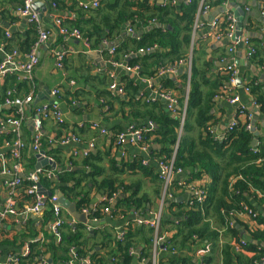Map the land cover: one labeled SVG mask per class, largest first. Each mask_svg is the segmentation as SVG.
<instances>
[{
  "label": "trees",
  "instance_id": "1",
  "mask_svg": "<svg viewBox=\"0 0 264 264\" xmlns=\"http://www.w3.org/2000/svg\"><path fill=\"white\" fill-rule=\"evenodd\" d=\"M200 2L201 0H191L174 4L171 0H167L166 4L151 6L146 2L139 3L134 0H99V5L94 10L91 8L81 10V18H88L79 20L70 28H66L78 30L81 39H87L94 48L100 47L103 41H118L121 38V32L127 26H131L133 31L144 29L140 40L128 36L119 41L113 55L105 53V58L108 61L127 62L132 68L139 67V72L144 78H155L160 69L166 66L176 67L179 65L178 63L191 61L189 73L181 77L183 80L180 88L181 94L183 95V88L187 84L190 91L183 122L185 134L180 137L179 129L182 116L177 109L174 117L166 113L159 100L137 98L138 89L129 81L123 87L126 99L115 96L111 92L112 90L108 89L113 84V80L107 77H94L89 81H91V85L95 86L99 98L104 100L102 106H110L108 112L113 117H121L123 120L135 124L145 121V126L135 127V129L142 131V143L161 146V149L156 152V157L167 162L173 160L176 170L190 171L194 178L208 177L210 182L202 188L206 194L204 200L199 201L193 197L188 204L166 200L157 231L150 225H139L135 221H129L128 224H122L121 229L125 231V234L121 239H118L119 228L111 224L100 225L92 222L93 219L103 221L106 218L105 209L112 207V203L110 204L107 200L114 196L118 200L111 212L113 221L121 222L131 213H136L145 219L156 211L157 200L161 199L165 187H163L160 177L155 175L152 167L148 165L124 163L122 170L112 168L104 175V169L99 167L103 158L102 153L96 155L89 153L83 159H75L67 158L59 149H53L52 145L59 144L63 139L62 136L66 135L63 132L66 131L68 122L64 118V123L58 125L59 136L56 139L51 140L41 134L40 151L51 158L57 168L63 169L71 166L90 169V171L86 175L76 178L78 174L76 171L59 172L53 170V167L49 165L39 175V185L48 194H51V196L47 195L48 199L56 197V193L61 192L69 203L75 204L77 214L82 215L84 210H89L88 219L91 220L89 224H93L97 228L94 229L92 235L91 231H88V222L78 220L74 224H69L70 216L61 212L59 218L63 224L59 230V244L56 245L53 241L47 240L51 238L47 235L45 240L40 239L29 244V255H11L17 258V262L9 264H41V260L46 254L51 255L52 262L60 261L62 255L68 256L62 261L69 262L72 252H75L74 260L78 261L87 256L91 243H94L95 247L101 248L97 264H130L133 259L130 254L132 249L138 251L141 259H149L152 254L151 244L155 237H166L170 233L173 234V237H167L166 244L165 242L162 244H165L168 251L176 253H164L166 255L162 258L161 264H193V254L196 250L205 246L207 248L210 246L211 249L215 248L220 238V230L221 232L224 230L223 240L228 239V243L223 244L220 264H264V248L253 244L256 241L264 242V230H251L247 224H241V229H238L237 226L230 227L232 217L244 212L245 206L254 211L255 207L250 204L249 200L255 192L261 191L264 194V138H259L257 148H252V142L258 137L254 131H247L245 124L242 123L232 130H227L222 139H218L214 135L215 122L212 110L218 99L226 95L221 87L229 83L231 73L226 71L212 73L213 66L207 61L203 50L204 36L198 42L193 43L194 26L200 9L206 4L204 1L201 7ZM215 2L216 4L208 3V6L219 7L223 4V0ZM57 5L60 7V4ZM228 13L230 14L229 11ZM229 14H224L219 19L218 29L221 36H225L232 25L228 19ZM150 26L151 29H147ZM38 33V27L33 24L29 36L33 34L34 39H28L23 43L19 36L6 39L0 31V45L2 44L8 54L15 50L30 53L31 48L38 41ZM250 41L256 49V54L251 57L250 61L264 67V49L255 45L252 39ZM198 45L200 46L198 47ZM131 55L136 57L130 59ZM225 57L227 58V55ZM128 58L129 60L126 61ZM69 79L71 80V78ZM74 79L77 80V78ZM32 83L31 79L21 78L17 74L7 75L3 78V83H0V107H2L0 114L4 118V123H0V146L8 143L12 147L19 139L17 130L5 133L1 129L12 120L6 119L5 114L15 120L21 116L15 111L16 107L10 106L11 110L6 111V103L16 99L24 100L34 94ZM166 86L176 90L171 82ZM243 87L250 90L251 103L256 102L261 114L264 115V89L262 86L253 82L243 83ZM235 89L232 90L234 94L238 91ZM75 95L66 94L65 99H67L68 105H70L68 99ZM183 99H180L181 105L184 104ZM37 109H33L30 115L33 114L34 117ZM53 121L54 119L51 117L43 118L42 128L44 129L48 122ZM146 121L156 125L157 129H151ZM87 126H85L87 131L82 130L79 135L74 133V136L80 141L84 135L90 136L92 133ZM33 139L34 137L22 148H18L19 157L18 159L14 158L17 165H21L29 173L34 171L36 165V156L31 151ZM176 148L177 152L173 157ZM48 173H52L56 177L48 176ZM129 173L135 176L142 175V177L133 181L121 179L123 175ZM72 182L74 184L69 186ZM146 185H151V187L145 190ZM175 185L173 182L166 193H174ZM32 186L33 182L26 178L21 179L20 186L16 188L18 192L14 195L18 204L25 202L24 204L29 206L34 205L36 196L30 193ZM93 190L104 192L106 200L91 209ZM16 210L18 213V208ZM19 210L22 212L24 209L19 206ZM43 210L44 223L53 215L52 205L48 202ZM118 217L123 218L118 219ZM236 219L237 217L235 220L233 218L234 221H238ZM4 228H0V251L3 246L8 245H16L21 248L25 244L26 238L35 239L39 234L26 227L24 230L27 232L24 235L17 232L16 236L8 238L10 233ZM233 241L236 243L246 242L245 249L254 252L253 256L236 252L232 245ZM98 253L95 252L93 256H98ZM1 255H3L2 251ZM204 260L206 264L211 261L207 258Z\"/></svg>",
  "mask_w": 264,
  "mask_h": 264
},
{
  "label": "crops",
  "instance_id": "2",
  "mask_svg": "<svg viewBox=\"0 0 264 264\" xmlns=\"http://www.w3.org/2000/svg\"><path fill=\"white\" fill-rule=\"evenodd\" d=\"M89 1L91 0H34V12H36L40 18V22L36 24V26L38 27L39 32L48 31L50 33V36L48 40L41 43L35 49L36 56L39 59V64L35 68L31 77V81L33 82L32 92L34 94H31L29 96L33 97L32 104L25 105L21 109H18L17 107L15 108V111L21 114L20 118L17 119V122H19V126L14 127L13 125L11 126V124L7 126L4 125L1 129L5 133L11 130H17L19 139L15 142V144L19 143L23 146L24 144L30 142L36 133L33 114L30 115L31 111L35 108H40L45 105L50 106L56 104L58 105L63 118H65L66 122H68V127L66 128V131L63 132V134L66 133V135L62 134V138H70L75 140H71L66 145L53 144V149H59L67 158L71 157L75 159H83L88 156L89 153H93L94 155H96L97 153H102L103 158L101 163L99 164V167L104 169V175H106V172H109L112 168L122 170L124 168L122 164L130 163L137 165L141 164L142 166L148 165L152 167L155 175H158L160 177L159 162L163 160L156 157V152L161 149V146L159 144L139 143L135 137L129 135L132 130L140 131L143 135L142 131L135 129V127L142 128V126H145V121H140L139 123L135 124L130 121H125L121 117H113V115L108 112V110H110V106H102L104 100H101L99 98L100 96L95 90V86L90 84L91 81H89V79L94 77H107L113 80V84H111L108 89L110 91L112 90L111 92L115 94V96H119L121 99L127 98L125 92H123V87L125 83L129 81L138 89L136 94L137 98L145 97L151 99L152 101L159 100L165 108L166 113L175 117L174 113L171 111L169 100L167 98L165 99L161 95L165 94L167 96L168 94L172 99L177 100V106L175 108L178 110V113L181 114V116H183V114L185 113L186 116L190 87L187 84L183 88V95L181 94L180 88L182 87L183 83L181 77L189 73V63L191 61L187 60L186 62L184 61V63H178L179 65H177L176 67L166 66L160 69V72L155 78H144L139 72V67L132 68L128 65L127 62L115 63L112 61H108L105 58V53H107L108 55H113L115 53L116 46L121 39L130 36L135 38L136 40H140L141 35L145 31L144 29L140 31H133L131 26H127L123 30V32H121V38L118 41H103V44L98 48L92 47L93 44H91L87 39L62 37V35L58 31V27L55 25L56 21L60 20L63 26L70 28V26L79 22V20L82 21L85 18H88H81V10L85 9L82 7V4ZM134 1L139 3L146 2L151 6L163 5L167 2V0ZM171 1L174 4L182 3L180 2V0ZM215 1L216 0H205L206 4L204 5V7H207V13L203 14L200 18V26L199 28L195 29L193 43L198 42L201 37L207 34V38L203 39L205 41L203 43V50L206 54L207 61H209V63H211L213 66V74H217L222 71L225 72V70L230 65L228 61L233 59L237 65V72L240 77V80H238L239 82H256L264 89V67L253 64L250 61L251 57L248 55V52H246L245 48H239L240 43H242L244 46V40L247 39H244V36H246L247 34H254L257 36V38L251 39L253 40L255 45L264 49V0H228L227 5L225 4L224 6L222 4L219 7L208 6L209 4H216ZM57 4H60V7ZM22 6V0H0V31L4 34L6 39L13 36H19V39L23 43H25L28 39H34L33 34L29 36L33 23L28 17L25 18L20 14ZM92 9L94 10V8H91V10ZM238 9L243 10L245 15L243 16L242 29L237 30L238 23L234 12ZM228 11L235 18L236 30L240 31V35H238L237 38L238 50L233 55V57H231L230 53H228L230 47H232V44L226 37L220 40H217L213 37H208V34L211 32L210 28L212 24L215 22H219V19L222 15L229 14ZM149 28L151 29V26L147 29ZM217 31L219 34H221L219 29H217ZM139 33H141V35H139ZM37 35L39 38V33ZM248 39L250 40V38ZM116 42L117 44L114 45ZM111 44H113L112 47L110 46ZM199 46L200 45H198V47ZM112 49L115 50L114 53H111ZM242 51L245 52V55L243 56ZM13 52H15L16 54L15 61L17 63H24L27 60L26 56L29 53H22L19 52V50H15ZM59 53H64L65 55V59L63 61L64 66L62 65V67L57 66L56 55ZM7 54L8 53L5 52L4 47L1 44V63L4 62L10 55ZM135 55H131L129 58ZM226 55L227 58L225 57ZM129 58L126 59V61L129 60ZM241 60L245 62L244 65L240 64ZM131 74H133L134 78L131 77ZM20 76L21 78H26L24 75L20 74ZM69 78H71V80ZM74 78H77V80ZM81 78H83L82 81ZM169 82H171L175 86L176 90L167 88L166 85ZM0 83H3V78H1ZM229 85L230 82L221 87L224 92L229 87ZM56 90L57 93H55ZM235 90H238L236 94L233 93V90L218 99L216 105L214 106V109L212 110L213 119L215 122V125L213 126L214 135L218 139H221V137L224 136L227 130H232L230 128L232 122L238 120L239 123L252 125L256 137H258L256 138L257 145H252V148H257V146L259 145L258 139L261 137L264 138V115L261 114L259 109L252 107L251 93H246L243 87L240 88L238 86ZM66 94L70 96L76 94L75 97H70L68 99V101H70V105L66 103ZM232 95L238 96L240 98V102L238 104L230 103L229 98H231ZM181 98H184L183 105H181L180 103ZM11 107L7 105L5 107L7 109L6 111H10ZM240 107H244V109L246 110V114L244 116L237 115ZM1 110L2 107H0V113ZM256 111L259 112L261 119H255ZM9 116L10 115L5 114L6 119L10 118V120H15L14 118H11ZM249 116H251V120H248ZM3 119L4 118L1 117L0 114V123H4ZM58 125L59 124L55 121L48 122L44 129L42 128L41 134L50 138L51 140L56 139L57 136H59V133H57L59 131ZM85 126H87L89 131H91L92 133L90 136L84 135L83 138L85 139L82 138L80 141L74 136V133L79 135L81 134L82 130L87 131V128H85ZM148 126H150L151 129H157V127H155V125L151 122H148ZM183 127L184 123L182 128L180 127L179 129V137L185 134ZM123 136L124 138H122ZM87 141L90 142L87 143ZM17 149L18 148L15 146L6 147V144L0 146V213L7 210L9 199H12L14 201V206L12 207L14 214L8 215L6 221L3 222V227H5L4 229L10 233L8 238H13L14 236H16L17 232H20L22 233V235H24V233L27 232L26 230H24L26 227H28V229L31 228L35 230L39 234L35 239L26 238L24 241L25 244L21 248L16 245L3 246L1 248L3 255L0 256V264L5 263L8 260V257L11 255L24 256L30 243H34L35 241H39L40 239L45 240L47 238V235L51 237L47 240L53 241L56 245H58L60 241V239H57V237H55L52 232V227L56 222V218L52 215L48 221L43 223L44 210H42L39 215L28 213V209L32 208L36 202L32 206L24 204L25 202L18 204V200L14 196L15 193L18 192L16 191L17 187L11 188L8 186L9 183L15 179L13 174L8 175L6 173L13 172L15 165L17 166L16 160L13 157L14 153L18 151ZM31 151L36 156L37 165L38 162L41 161V159L33 150V147H31ZM176 152L177 151L173 152V156L176 155ZM36 165L33 172L39 169L36 167ZM47 166H49V164L44 163L41 165L40 169L43 170ZM19 167L21 169V172L18 171L15 176L19 179H24L27 177V175L33 173L26 172L21 165H19ZM68 167L73 168L71 166H67L65 168ZM57 169V166L56 168H53V170ZM74 169L75 170L71 172L76 171V173H78L76 178L82 175H86L90 171V169H82L77 167ZM130 174L131 173H129L128 175H123L121 179L125 181H133L142 177V175L135 176ZM174 182L176 184L173 188L174 193L170 192L167 194L165 190L163 191L161 199H163L164 196H167L168 201L174 200V202H176L178 198H182L183 201L180 204H188L195 196L196 192L198 190H203L202 188H204V186L208 184L210 180L207 176H203V178L201 179L194 178L190 171L182 170L181 173L176 175ZM73 184L74 183L72 182L69 186ZM149 187H151V185H146L145 190ZM92 192L93 195L90 206L91 209H94L99 205L100 202L104 201L106 198L104 192L94 190ZM57 193L56 196L59 197ZM115 197L116 196H114L110 200H107L110 204L112 203V207L109 214H105L106 218L104 220L106 221V223H100L102 221H98L96 219H93L92 222H96V224L100 225L111 224L120 229L122 228V224H128L129 221L139 222L151 220L154 217V214H156L152 212L144 219L136 213H131L121 222L113 221L111 212L112 208L116 206L118 201L116 200L117 197ZM161 199L157 200V207L155 208V210L158 212L161 209ZM262 200H264V194H262L261 191L255 192L249 200L250 204L255 207V212L252 210L253 213L257 214L258 217L252 218L248 214H244V212H241L232 217L230 224H233L234 227L237 226L238 229H241V224H247L249 226V229L251 230H264V201ZM19 206L24 209L22 212L19 210ZM16 208H18V213ZM62 213H66L70 216V220H68V223L73 222L74 224L78 221V219H76L72 215L67 207L62 206ZM89 214V210H84L82 215L78 214L83 218V220L80 219V221L88 222L89 224V221H91L90 219H88ZM236 217V220L238 221H234ZM119 218L123 217H118V219ZM96 228L93 224L88 225V231H91L90 234H92V232L94 233V229ZM223 235L224 230H222V232L220 230V238L217 241L215 248L211 249L210 246L208 248L205 246L204 248L196 250L193 254V264H206L204 258L211 260L207 264H220L223 244L228 243V239L225 238L223 240ZM167 237H173V234L170 233L166 237H164V240L159 243L158 246L156 244L155 237L153 244H151L152 254L149 259H141L138 251H134V249H132L130 251V254L133 256V259L130 264H145V262L148 260V264H161L162 258L166 255L164 253H176L175 251H168L167 247L164 246L166 244ZM164 242L165 244H162ZM234 242L235 241L232 242V245L234 244ZM256 242H253V244L256 245ZM257 243L264 244V242ZM259 247L264 248L261 245H259ZM89 250L90 251L87 256L84 259H80L78 261L74 260L75 252H72L69 256L71 258L69 262L62 261L68 258V256L64 255L60 257V261L52 262V259L50 257L51 255L46 254L42 258L41 264H97L99 256L101 255V248L95 247L94 243H91ZM95 252H99L98 256H93ZM102 254H104V252H102ZM244 254L250 257L253 256V254L247 252H245ZM109 262H111L110 258Z\"/></svg>",
  "mask_w": 264,
  "mask_h": 264
},
{
  "label": "built area",
  "instance_id": "3",
  "mask_svg": "<svg viewBox=\"0 0 264 264\" xmlns=\"http://www.w3.org/2000/svg\"><path fill=\"white\" fill-rule=\"evenodd\" d=\"M204 1L205 0H201V2H200L201 7L203 6ZM187 2H190V1L187 0ZM22 3H23V6L20 10V14L25 18L28 17L33 24H35V25L38 24L40 22V18L38 16V14L36 12H34V9H33L34 0H22ZM227 3H228V0H223L222 5L223 6L225 4L227 5ZM98 5H99V3L97 0L96 1L91 0L89 2H84L82 4V7L85 9H88V8H94L95 9L98 7ZM206 13H207V7L203 6L199 11V16H198L196 23H195V26H194L195 29L199 28L200 18L203 14H206ZM228 19L231 21L232 25L230 26L229 32L225 36H221V34L218 33L217 29H218L219 22H215L212 24V26L210 28L211 32L208 34V37H213L217 40H220V39L226 37L230 41V43L232 44V47H230L228 53H230L231 57H233V55L238 50V48H237L238 41L234 40L235 31H236L235 18L232 14H229ZM55 25L58 27L59 33L64 38H79V39L81 38L80 32L78 30H68V28H66L65 26L62 25V22L60 20H57ZM49 36H50V33L48 31H40L39 32L38 41L36 42L35 46L32 48L31 52L26 56L27 60L24 63H17L15 61V56H16L15 52L11 53L7 57V59L0 64V79L6 77L7 75H14V74H17V75L21 74V75H24L26 78L31 79L35 68L39 64V59L36 56V50L35 49L41 43L48 40ZM204 37L207 38V34ZM250 42L251 41L249 39L244 40V46L243 47L245 48L246 52H248V55L250 57H252L254 54H256V49L254 48L253 44H251ZM114 51L115 50L112 49L111 53H114ZM64 57H65L64 53H59L56 55V61H57L58 67H62L63 61L65 59ZM228 62L230 63V65L228 66V68L225 71L231 73V78L229 81L230 85L224 92L226 94L230 93L234 88H236L237 87V81L240 80V77H239L238 72H237L236 63L234 62L233 59L229 60ZM189 64L191 67V62ZM190 67H189V69H190ZM136 69H138V68H136ZM242 85H243V83H242ZM244 90L246 93H250V90L248 88H244ZM55 93H57V90L55 91ZM161 95L165 99L167 98L169 100L171 111L175 114V112H176L175 107L177 106V100L172 99L168 94H167V96L165 94H161ZM229 101L231 104H238L240 102V98L238 96H234V97L229 98ZM32 102H33V97L28 96L24 100L16 99L12 102H7L6 105L15 106V107H18V109H21L25 105H31ZM251 105H252V107L259 109L258 108L259 106L256 104V102H252ZM245 112H246V110L244 109V107H240V109L238 111L239 114L237 113V115L238 116H244L246 114ZM47 117L53 118L54 121L58 124L64 123V118H63L61 111L59 110L58 105H56V104H53L50 106L45 105V106L38 108L37 113L33 117V121L35 124V132H36L34 135V139H33V150L41 158L47 159V160L54 163V161L51 158H49L48 156L43 154L42 151H40L39 140H40L41 133H42L41 130H42L43 118H47ZM184 117H185V113L182 116L181 128L183 126ZM248 120H251V116H249ZM10 124H11V126L13 125L14 127L19 126V122H17V120H11L8 125H10ZM238 124H239L238 120H235L234 122H232L230 128L233 129V127H236ZM245 129L249 132L254 131L251 124H245ZM129 135L135 137L139 143L143 142V137H142V134L140 131L132 130V132ZM122 138H124V136ZM222 138H223V136L221 137V139ZM71 140H75V139L65 138V139H62L59 142V144L66 145ZM14 146L17 148H22V145H20L19 143H16ZM91 146H93V145H91ZM6 147H10L8 143L6 144ZM175 151H177V148L175 149ZM13 157L15 159H18V157H19L18 152L14 153ZM159 167H160V179L164 184L165 190H167L169 188V186H171L173 184L176 175L181 173L182 170H176L173 166V161H171L170 163L167 161H160ZM18 171L21 172L19 165L15 166L13 172H7L6 173L8 175L13 174V176L15 178L8 185L11 188L18 187L21 184V179L15 177ZM41 173H42V170L38 169L26 177L27 180H29L30 182H33V186L30 189V193L35 194V196H36V203L32 208L28 209V213L39 215L42 212V210L44 209V207L46 206V204L49 202L52 205L53 216L56 218V222H55L54 226L52 227V232L55 235V237H57V239H60L59 230H60V227L63 224V222L60 220L59 216H60V213L62 212V206L59 204V199L57 196L56 197L54 196V197L48 199L46 195H43L39 192V186H40L39 185V175ZM47 175L56 177L55 175H52V173H48ZM205 195L206 194L203 190H198L194 197L196 199H198L199 201H202V200H204ZM13 206H14V201L12 199H9L7 210L0 213V228L3 227V222L6 221L8 215L14 214V211L12 209ZM109 211H110L109 208L105 209V212L109 213ZM244 214H248L252 218L257 217V214L253 213V211L250 210L246 206L244 207ZM161 216H162V206H161L160 211L158 213L154 214V217L151 220L139 221L137 223L139 225H143V224L150 225L151 227L155 228V230L157 231L159 228L160 222H161L160 221ZM69 224H73V222H71ZM230 227H234V225L230 224ZM121 236H122V233H120L119 238H121ZM163 240H164L163 236L162 237H156L157 246ZM233 247H234L236 252H242V253L247 252L250 254H254V252H250L248 249H245L246 242H244V241H240V243L234 242ZM27 255H29V246H28L24 256H27ZM11 262H17V258L14 256H9L8 260L2 264H9Z\"/></svg>",
  "mask_w": 264,
  "mask_h": 264
},
{
  "label": "water",
  "instance_id": "4",
  "mask_svg": "<svg viewBox=\"0 0 264 264\" xmlns=\"http://www.w3.org/2000/svg\"><path fill=\"white\" fill-rule=\"evenodd\" d=\"M184 1H187V0H180V2H184ZM230 10H231V8H230ZM235 17H236V20H237V23H238V26H237V30L238 29H242V26H243V23H242V21H243V16L245 15V13H244V11L243 10H241V9H238V10H236L235 12ZM216 15V14H215ZM235 31V36H234V40H237V38H238V35H240V31ZM137 35V34H136ZM139 35H141V33H139ZM244 39H248V38H252V39H254V38H257V36L256 35H254V34H247L246 36H244L243 37ZM244 39H242V40H244ZM117 44V42L114 44V45H116ZM111 47L113 46V44H111L110 45ZM239 48L240 49H243V44L242 43H240V45H239ZM245 52H243L242 51V56L243 55H245L244 54ZM135 56H132L130 59H133ZM240 64H242V65H244L245 64V62L243 61V60H241L240 61ZM225 65V64H224ZM131 77L132 78H134V76H133V74H131ZM237 86L238 87H240V88H242L243 86H242V83L241 82H237ZM18 108V107H17ZM255 119L257 120V119H261V116H260V114H259V112H255ZM155 127H157L156 125H155ZM253 146H256L257 145V140H255L254 142H253V144H252ZM44 154V153H43ZM40 159H41V161L40 162H38V164L36 165V167L37 168H41V165L42 164H49V165H51L53 168H56V164L55 163H53V162H51V161H49V160H47V159H42L40 156H38ZM59 172H62L63 170H65V171H74L75 169L74 168H70V167H68V168H63V169H61V168H58L57 169ZM39 192L41 193V194H43V195H49V196H51V194H47V192H45V190L41 187V185L39 186ZM57 195L59 196L58 197V199H59V204L61 205V206H64V207H67L68 208V210L72 213V215L76 218V219H78V220H83V218L81 217V216H79L76 212H75V205L74 204H71V203H69L67 200H66V198L62 195V193L61 192H58L57 193ZM183 200H182V198H178L177 199V201L176 202H178V203H181ZM100 223H106V221L104 220V221H102V222H100ZM92 235H93V232H92ZM256 245H261V246H263L264 247V244H258L257 242L255 243ZM149 263V260L148 261H146L145 262V264H148Z\"/></svg>",
  "mask_w": 264,
  "mask_h": 264
},
{
  "label": "rangeland",
  "instance_id": "5",
  "mask_svg": "<svg viewBox=\"0 0 264 264\" xmlns=\"http://www.w3.org/2000/svg\"><path fill=\"white\" fill-rule=\"evenodd\" d=\"M63 37V36H62ZM81 39V38H80ZM167 196H164L163 197V199H161L160 200V203H161V206H162V210L164 209V205H165V202H166V200H167ZM110 210V209H109ZM110 212V211H109ZM158 211H155L154 213H157ZM105 214H109V213H107V212H105ZM120 233H122V236L125 234V231L124 230H122L121 228H120V231L118 232V235H117V238L118 239H121L122 238V236H121V238H119V235H120ZM249 250V249H248ZM249 251H251V250H249Z\"/></svg>",
  "mask_w": 264,
  "mask_h": 264
}]
</instances>
